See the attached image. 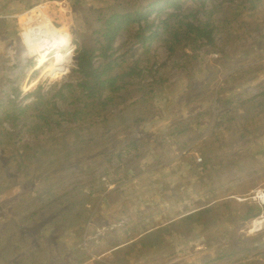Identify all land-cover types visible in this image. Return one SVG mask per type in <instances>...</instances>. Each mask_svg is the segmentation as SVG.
<instances>
[{
	"label": "rangeland",
	"instance_id": "1",
	"mask_svg": "<svg viewBox=\"0 0 264 264\" xmlns=\"http://www.w3.org/2000/svg\"><path fill=\"white\" fill-rule=\"evenodd\" d=\"M76 1L0 0V97H6L12 89L11 84L6 88L4 79V74L12 71L26 74L20 86L24 96L40 86L44 101L51 100L56 88L68 82L76 68V43H83L85 49L95 39V16L90 17L86 7L89 10L96 7L102 14L105 44L101 52L110 56L120 51L127 38L112 39L116 26L135 23L137 19L135 15L130 19L118 13V8L122 7L127 14H132L128 2L85 0L82 9H74ZM222 1L226 0H218ZM25 4H30V8L25 9ZM32 10L36 11L30 12ZM222 13L229 15L228 20H222L212 47L198 44L200 48L193 52L180 51L171 56L157 44L149 53L137 55L136 63L146 68L147 79L142 85L151 84L147 98L139 92L140 79L135 80L131 90L134 94L125 93L127 108L126 104L112 103L104 125L103 118L99 117L89 128L82 125L86 130L65 125L50 133L33 117L35 105L40 102L32 98L16 122L10 119L11 122L0 124V264H103L104 259H108L105 264H130L139 262L138 249H129L137 240H141L139 247H145L146 256L140 258L142 264H264V236L254 233L255 224H244L242 210V205H258L264 199V115L256 113L254 106L264 95V82L253 91V84L260 83L254 77L264 78V2L254 12L238 10L235 17H232L234 8L230 6H224ZM24 16L29 21L27 24L20 21ZM46 20L58 30L65 29L68 44L75 52V66L59 74L52 71L57 63L53 58L60 52L65 53V48L49 51L48 43L27 41L29 31L39 29ZM13 59H20L16 68H11ZM154 83L160 87L156 88ZM201 84L202 91L213 87L219 94L217 106H213L209 95L207 100L191 98ZM153 91L158 92L156 97L150 95ZM146 106L148 112L150 107L157 112L150 117L146 112V119L134 125L138 117L136 111ZM210 106L213 111L205 114L204 127L197 136L204 131L201 141L192 144V154L197 153L198 157L191 154L183 159V155L178 156L179 148L175 147L182 136L169 138L172 132L168 127L179 122L199 127L195 116L201 111L208 112ZM152 120L157 122L151 124ZM105 125L112 130V136ZM223 131L229 134L224 136ZM238 131L243 141L232 153L231 147L238 141L233 137ZM212 132L216 135L214 139H211ZM10 133V136L5 135ZM133 138L141 151H131L123 160L115 159L109 165L117 144H129ZM244 152L239 164L230 162L231 156ZM140 155L143 157H138ZM152 156L163 158L160 179H146ZM198 158H202L203 163L208 161V168L217 170L211 173V183L226 185L208 201L202 199L198 191L199 177L190 173V164L195 167ZM182 160L186 161L187 175L181 177L179 183L184 189L175 196L165 194L162 207L153 205L161 196L155 192V186L168 184L161 181L162 173L175 170ZM102 167L111 176L103 189ZM137 175L141 181L133 180L123 192L118 186H110L111 182L124 186ZM132 189L135 190L130 191ZM91 190L95 193H90ZM104 193L110 194L109 198L119 194L117 202L124 200L122 208L110 204L105 207L107 195ZM226 202H231L229 211L233 218L227 225V212L216 208ZM212 205L217 212L215 217L190 236L195 219L183 224L184 218ZM126 209L128 212H124ZM106 213L110 215L105 216ZM219 228L224 232H217ZM236 235L241 238L243 256H222L233 250L224 246L226 236ZM155 242L163 244L148 254L147 247ZM217 260L225 261L214 262Z\"/></svg>",
	"mask_w": 264,
	"mask_h": 264
},
{
	"label": "trees",
	"instance_id": "2",
	"mask_svg": "<svg viewBox=\"0 0 264 264\" xmlns=\"http://www.w3.org/2000/svg\"><path fill=\"white\" fill-rule=\"evenodd\" d=\"M125 1H127L129 4L130 13L135 15L137 19L135 23L126 22L125 24H118L116 26V29L112 35V39L119 40L123 36H126L127 40L121 46L120 51L114 52L110 56H106L103 54V52H101V48L105 44L104 20L102 14L96 7H94L92 10H89V8L86 7V11L88 12L89 16H95L94 23L97 26L96 31L93 29V35L95 36V39L91 42V46L88 48L85 47V49L83 48V43H76V68L72 72L71 76H69V81L61 84L59 88H56V93L49 102L44 101L43 91L40 86L29 95L24 96L22 94L20 86L23 78L26 75L25 72L13 73L11 71L12 69H10L11 74L5 73L4 79L7 82L6 88L10 87L9 85L11 84L12 89L9 95L6 97H0V124H6L10 121V119H12V122H16L18 120V116L20 115L19 113L22 111L29 99L32 98V101L38 103L40 102V104L35 105L37 108L35 111L33 110V117L37 122H41L45 125L41 127L42 129H45L50 133L55 128L61 130L65 125L86 130V127H83L82 125H88L89 128L90 125L96 124L95 120L99 117L103 118L104 125V123L108 122V119L105 117V115L112 103L117 102L120 105L126 104L127 108V99L125 98V93L127 92L131 95L134 94L131 90L134 88L133 83L135 80L140 79L139 83L141 89L139 92H143L145 98H147L146 92L151 84L144 86L142 85V82H145L147 79V75L145 73L146 68L140 67L139 64L136 63L137 59L135 61V58L137 55L138 57H141L143 54L149 53L153 46L157 44L162 45L171 56H175L180 51H182V53L193 52L197 48H200L198 44H203L204 48L212 47L217 41V35L220 32L219 30L222 20H228L229 15H223L222 13L224 6H230L234 8L232 17H235L238 15V10L243 12H254L264 2V0H226L222 2H218V0ZM84 3H86L85 0H77L76 5H74V9H82ZM24 6H27L25 9H28L30 8L28 6L31 5L25 4ZM257 52L258 51H255L254 53ZM13 60L14 63L11 68H16L17 62H19L20 59ZM199 73L201 72L198 71V74ZM254 79L260 80L259 84H253V91L255 92L259 88L260 84L264 82V78L260 79L256 75ZM154 86L156 88L160 87L158 83H154ZM201 88H203L202 84L200 85L199 91L193 92L191 98L196 96V98H205V100H207L208 97L211 96L214 101L213 106H217L216 98L219 96V94L214 93L213 87H210V89L206 91H202ZM158 90L161 93L164 92L163 88H159ZM122 93L124 95L121 97ZM157 93V91H153L150 93V95L152 97H156ZM126 96H129V94ZM254 106L256 113H259V115H264V95H262V99L260 98L259 101L254 102ZM155 111V108L153 109V107H150L151 113L148 112L147 106L142 108L141 111H136L135 116L138 117L137 120L134 121V125L138 124V120L146 119V112H148V116L150 117L151 114L155 113ZM212 111V106H210L208 112H199L195 116L194 120L195 122L198 121L200 126L198 127L197 125H194V129L185 122L171 124L168 127V129H171L172 132V134L168 133L170 134L169 138L177 136L178 139V135L183 137L185 132H187L188 135L190 133L193 135L196 132H201L204 127L202 120L205 114H211ZM156 122L157 121L152 120L150 123L155 124ZM191 124L192 123H190V125ZM105 127L109 132L108 134L112 136V130L107 125H105ZM203 132L201 133L202 136ZM213 132L211 139L216 137ZM221 134L227 136L229 131H223ZM5 135L10 136L11 133ZM252 135L255 136V132L252 133ZM205 136H207V131L205 132ZM247 136L250 135L247 134ZM164 138L165 136L162 137V139ZM189 138H191L189 140L190 142L195 140L193 136ZM233 138L238 141L234 143L232 141V150L234 146V148H236V145L243 141L239 131L237 136ZM262 147L264 148V141H262ZM131 151H135L136 153L141 151L138 149L137 140L135 141L134 138L129 144H123L120 146L117 144L115 154L111 155L109 165L115 159L120 161L123 160V156L129 155ZM178 152L183 154V159H185V156H189L184 154L183 150L181 149H179ZM245 153L246 152H244L243 155L235 154L231 156L230 162L234 163L235 165L239 164L244 159ZM143 155H145V153H143ZM143 155L138 157H143ZM151 158L157 159V156H152ZM149 160L150 162L152 161V159ZM207 163L208 161H206L201 167H197L196 165L194 167L192 164H190V173H192L194 177H203L207 187L211 188L213 186L211 183V173L216 172L217 170L213 167L208 168L206 166ZM104 164H107V162ZM85 167L86 166L81 169V174H83ZM126 167L127 163L125 164L124 168ZM179 167L180 166H177L176 169ZM183 167L187 171L186 164H184ZM150 168L151 163L148 166L149 176L146 179L153 178ZM162 169L163 167H160L159 169L158 166L154 173H157ZM175 171L170 172L175 173ZM170 172L161 176V181L168 182V184L163 183L155 186V192L158 194V196L161 195L157 197V200L163 201L165 199L164 195L167 193H171L173 196H175L177 191L180 190V187L182 188V186L177 181H174V178L177 175L172 176ZM84 175L87 176V173H84ZM32 178H34V176ZM109 179H111V176L102 167V189ZM133 180L141 181L140 177L137 175L135 178H130L124 186L114 182H111L110 186H118L120 189L122 188L120 191L123 192L128 187L127 185L131 184ZM110 186L107 188L110 189ZM90 193H95V191L91 190ZM118 197L115 199L113 198V200L117 202ZM230 203L231 202H226L216 207L217 209L223 208V210L227 212L225 215V225L233 221L232 214L229 211L231 208ZM214 210H216L214 206L205 207L200 211L184 218L183 224L189 221L193 222L192 220L195 219L189 230L190 236L195 234L197 230H201L200 227H202V224H206V221L212 220L213 217H215V213L217 212ZM262 210L263 208L250 206L247 208L248 215L244 217V221L249 222L258 219L261 216L260 214ZM124 212H128L127 209L124 210ZM201 221H203V223ZM217 232L222 233L224 231L219 228L217 229ZM226 240L227 242L224 246L231 247L233 250L227 251V254L222 256H234L236 258H241L244 254V248L242 249L240 246V236H226ZM140 241H137L129 247V249H138L137 253L139 254V262H132L134 264H142V262H140V258L146 256L144 249L145 247H139ZM145 241L147 242L149 239ZM162 244L163 243L155 242L154 244L148 246V254L149 251L154 252V250L160 249ZM86 251H88V249ZM215 251L219 250L215 249ZM202 254H204V252ZM202 254H200L199 257H201ZM224 261L225 260H217L214 262ZM210 264H213V262Z\"/></svg>",
	"mask_w": 264,
	"mask_h": 264
},
{
	"label": "bare ground",
	"instance_id": "3",
	"mask_svg": "<svg viewBox=\"0 0 264 264\" xmlns=\"http://www.w3.org/2000/svg\"><path fill=\"white\" fill-rule=\"evenodd\" d=\"M33 11H36V10H32L30 12H33ZM118 13L122 14L123 16H127L130 19L134 17V15L132 14H127L125 11V8H122V7L118 8ZM20 21L23 24H27V22H29L26 16L22 17ZM65 32L66 31L64 28H61L60 30H58L51 24L49 20H46L43 23H41V27L39 29L29 31V34L27 35V41L30 44H33L34 40L42 45H45L46 43H48L46 49L49 51H52L59 47L65 48V53L60 52L53 58L54 60L55 59L57 60V63L55 64L56 68L55 70H52L56 74L62 73L61 71H64V70L67 71L75 66V65L73 66L75 52L73 50V47L69 46L68 44L69 40L66 37Z\"/></svg>",
	"mask_w": 264,
	"mask_h": 264
},
{
	"label": "crops",
	"instance_id": "4",
	"mask_svg": "<svg viewBox=\"0 0 264 264\" xmlns=\"http://www.w3.org/2000/svg\"><path fill=\"white\" fill-rule=\"evenodd\" d=\"M215 94L217 93V92H214ZM183 154H178V156H182ZM192 155H197V153L196 154H192ZM189 156H191V154L189 155ZM181 157H179V159H180ZM155 161H158V164L156 165L155 164ZM183 161V162H182ZM182 161H178V164H177V166H180L178 169H176V168H174L175 170H173V171H175V173H171L170 171H165V172H163L162 174H166V173H168V172H170V174L172 175V176H174V175H177L175 178H174V181H177L178 183H179V181H180V178L181 177H185L186 175H187V171L184 169V167H183V165L184 164H186V161L185 160H182ZM182 162V163H181ZM150 163H151V168H150V172H152V177L153 178H155V177H157L158 179H160V174H159V172H157V174L156 173H154V171L158 168V166H159V169H160V167L162 166V165H164V163H163V158L161 157V156H157V159H152V161L150 162L149 161V163H148V166L150 165ZM181 163V164H180ZM165 168V167H164ZM199 178H198V180H197V187H198V191L202 194V199H204V200H206V201H208L210 198H212L213 196H215L220 190H223L224 188H226V185H223V186H220L219 185V183L218 182H215V181H212V184H213V187H212V190H211V194L210 195H205L204 194V191H205V180L203 179V177H200V176H198ZM152 178V179H153ZM172 184V183H171ZM180 184V183H179ZM170 185V184H169ZM181 185V184H180ZM182 186V185H181ZM184 189V187L182 186V188L180 187V190H183ZM135 189H132V190H130V191H134ZM229 190V189H228ZM105 194V193H104ZM105 195H107V196H105L104 197V205H105V207L107 206V205H109L110 204V206L111 205H114L115 206V208H117V209H121L122 208V204H123V199L120 201V202H116V201H114L113 200V198H109V196L108 195H110V194H108V193H106ZM117 196L115 197V198H117L118 196H119V194H116ZM107 197H108V199H107ZM114 198V199H115ZM113 200V201H112ZM152 204L153 205H157V206H159V207H162L163 205H164V201H160V200H157L156 199V201H153L152 202ZM231 204V203H230ZM124 205V204H123ZM209 205H211V204H209ZM206 206H208V205H206ZM213 206V205H212ZM250 206H255V207H260V206H258V205H256V204H253V203H250L249 205L246 203L245 205H242V210H243V213H244V210L245 209H247V208H249ZM260 208H262V207H260ZM107 209H105V211H106ZM105 216H109L110 215V213H106V214H104ZM151 218H152V216H151ZM150 218V219H151ZM137 223H140L139 221H137ZM137 241H140V240H137ZM88 253H90V252H88ZM93 259H91L90 261H92ZM108 261V259H104V260H102V263L103 264H105L106 262Z\"/></svg>",
	"mask_w": 264,
	"mask_h": 264
},
{
	"label": "flooded vegetation",
	"instance_id": "5",
	"mask_svg": "<svg viewBox=\"0 0 264 264\" xmlns=\"http://www.w3.org/2000/svg\"><path fill=\"white\" fill-rule=\"evenodd\" d=\"M199 133L200 132H196L193 135H191V133H190L188 135V133L185 132L184 135H183V137L180 138V143L177 144L175 147H178L179 149L183 150V153L186 154V155L192 154V152H193V150H192V144H193V142L194 141H197V143H199L201 141L202 135H199V137H197ZM192 136H193L194 139H196V138L197 139L194 140L193 142H190L189 140L191 138H189V137H192ZM234 147H233L232 153H234ZM246 215H248L247 209L244 210L243 221H244V217H246ZM260 215L261 216L258 219L249 221V223L255 224V228H256V225H257V221L259 219L264 218V208H263V210H262V212H261ZM260 223H261V227L264 229V219ZM258 235L264 236V230L262 232H260ZM130 264H134V263L130 262Z\"/></svg>",
	"mask_w": 264,
	"mask_h": 264
},
{
	"label": "clouds",
	"instance_id": "6",
	"mask_svg": "<svg viewBox=\"0 0 264 264\" xmlns=\"http://www.w3.org/2000/svg\"><path fill=\"white\" fill-rule=\"evenodd\" d=\"M196 157H198V155H195V156H194V158H196ZM198 159H201V160H202V158H198ZM198 159L196 160V164H195V165H196L197 167H201V166H203V165L205 164V162L203 163V160H202V162L199 163V162H198ZM202 163H203V164H202ZM204 194H205V195H210V194H211V188H208L206 184H205V191H204ZM256 205H257V204H256ZM258 206L264 208V199L261 200V202L258 204ZM188 216H189V215H188ZM210 223H212V222H210ZM210 223H209V224H210ZM244 224H249V222H245Z\"/></svg>",
	"mask_w": 264,
	"mask_h": 264
},
{
	"label": "water",
	"instance_id": "7",
	"mask_svg": "<svg viewBox=\"0 0 264 264\" xmlns=\"http://www.w3.org/2000/svg\"><path fill=\"white\" fill-rule=\"evenodd\" d=\"M264 218H262V219H259L258 221H257V225H256V228H255V230H254V233L255 234H259L260 232H262L264 229L261 227V221L263 220Z\"/></svg>",
	"mask_w": 264,
	"mask_h": 264
},
{
	"label": "built area",
	"instance_id": "8",
	"mask_svg": "<svg viewBox=\"0 0 264 264\" xmlns=\"http://www.w3.org/2000/svg\"><path fill=\"white\" fill-rule=\"evenodd\" d=\"M198 162H199V163H201V162H202V160H201V159H198Z\"/></svg>",
	"mask_w": 264,
	"mask_h": 264
}]
</instances>
